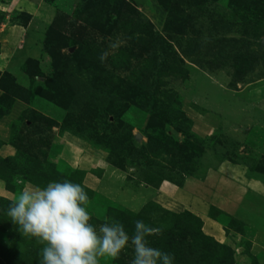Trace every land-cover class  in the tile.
Returning <instances> with one entry per match:
<instances>
[{"label": "rangeland", "instance_id": "1", "mask_svg": "<svg viewBox=\"0 0 264 264\" xmlns=\"http://www.w3.org/2000/svg\"><path fill=\"white\" fill-rule=\"evenodd\" d=\"M125 1L43 0L14 64L0 36V264H39L7 209L65 179L173 264H264V0Z\"/></svg>", "mask_w": 264, "mask_h": 264}, {"label": "clouds", "instance_id": "2", "mask_svg": "<svg viewBox=\"0 0 264 264\" xmlns=\"http://www.w3.org/2000/svg\"><path fill=\"white\" fill-rule=\"evenodd\" d=\"M23 184V181H20ZM90 198L78 183L65 179L45 187H23L7 209L13 225L37 245L39 264H100L132 250L130 264H173L174 256L151 245L162 227L134 221L131 235L115 218L94 224Z\"/></svg>", "mask_w": 264, "mask_h": 264}, {"label": "crops", "instance_id": "3", "mask_svg": "<svg viewBox=\"0 0 264 264\" xmlns=\"http://www.w3.org/2000/svg\"><path fill=\"white\" fill-rule=\"evenodd\" d=\"M43 0H0V11L6 14L5 22L1 24L0 27V36L5 35L6 37H12V40L18 43V46L14 53H11V60L10 63H16V59H21L25 56V48L21 44H25V38H28V33L34 28H41L43 25L42 18H44ZM14 13H26L29 17V20L26 25L24 24H12L9 22V18ZM39 14V15H38ZM41 14V15H40ZM8 21V22H7ZM39 32V30L37 31ZM13 33V35H11ZM10 37V38H11ZM32 38V37H31ZM7 39V38H6ZM9 39V38H8ZM6 41V40H4ZM0 41V45H1ZM1 45V52H0V65L8 64L7 58L8 56L5 55ZM4 59V62H3ZM7 146L4 147L3 150H6ZM1 187V186H0ZM3 188H0V193L3 194ZM218 231V230H217Z\"/></svg>", "mask_w": 264, "mask_h": 264}, {"label": "trees", "instance_id": "4", "mask_svg": "<svg viewBox=\"0 0 264 264\" xmlns=\"http://www.w3.org/2000/svg\"><path fill=\"white\" fill-rule=\"evenodd\" d=\"M125 3H126L125 0H82L81 5H82V7H87V4H91L92 6H94V5L100 6L101 8H103L106 11L113 12L117 16V18H119L122 15L121 7ZM10 80L13 81V79L11 77H10ZM13 85L17 89H19V87L16 85V83H13Z\"/></svg>", "mask_w": 264, "mask_h": 264}]
</instances>
